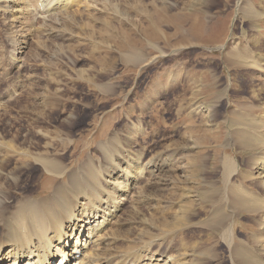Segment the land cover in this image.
I'll return each mask as SVG.
<instances>
[{
    "label": "rangeland",
    "instance_id": "rangeland-1",
    "mask_svg": "<svg viewBox=\"0 0 264 264\" xmlns=\"http://www.w3.org/2000/svg\"><path fill=\"white\" fill-rule=\"evenodd\" d=\"M24 1L26 4H21ZM84 1L80 7L71 5L68 12L62 9L47 13L56 7V0H18L19 7L11 3L12 11L0 12V136L7 134L6 141L18 149L28 148L39 155L49 151V156L62 153L60 142L68 138L87 141L95 132L96 141L90 139L86 144L91 142V148L110 136L111 146L120 153L129 150L134 159L156 163L153 176H141V201L137 203L133 195L125 201L121 213L125 221L120 220L122 225L116 228L120 239L113 254L125 255L144 248L151 253L167 248L170 252L178 247L177 254L192 253L189 259L193 264H230L229 243L201 225L212 216L207 209H213L211 196L217 195L218 188L212 187V180L220 181L217 175L221 165L213 170L211 157L216 149L220 160L226 156L222 146L228 132L235 129L224 121L233 122L235 113L250 107L249 111H254L251 114L264 122V0ZM61 14H72L66 18L65 31L44 36L37 30L53 18L59 22ZM11 29L26 35L19 40H26V47L19 51L26 62L24 67L11 61L16 49L12 47L15 40ZM102 30L109 38L103 37ZM41 40L47 41L46 48L39 44ZM238 53L251 62L238 61ZM128 55L130 59H125ZM257 61L261 67L255 65ZM34 97H43L50 105L39 108ZM260 109L263 113L257 114ZM51 136L56 146L48 149L46 143ZM188 158H196L204 170L195 185L190 182L185 186L180 170ZM14 162L12 158L5 169L15 168ZM32 174L27 169L18 175L26 182L27 175ZM236 178L232 182L239 180ZM188 186L192 193L187 192ZM210 190L215 191L210 194ZM183 204L190 205L192 211L188 228L179 223L170 231L171 214ZM248 218L238 220L242 228H233L234 238H238L231 242L230 253L235 246L243 248L253 237L249 254L252 251L250 256L260 259L261 254H256L262 247L257 243L261 240L260 230L253 222L257 217Z\"/></svg>",
    "mask_w": 264,
    "mask_h": 264
},
{
    "label": "bare ground",
    "instance_id": "bare-ground-1",
    "mask_svg": "<svg viewBox=\"0 0 264 264\" xmlns=\"http://www.w3.org/2000/svg\"><path fill=\"white\" fill-rule=\"evenodd\" d=\"M46 1L47 0H43V2ZM11 3H14V5L17 3L18 5V0L0 2V12L7 14L10 10L12 11ZM85 3L84 0H56V7L52 6L50 11H45L49 13L53 10L59 13L62 9L67 11L71 5H78L80 7L81 4ZM21 4L24 5L26 2ZM39 6L41 7V5ZM53 14L55 15V13ZM69 15L72 16V14H61L63 18L60 19L59 22L55 21V18H53L52 21H49V24H45V26L39 29L37 28V30L44 36H57L60 34L59 30L62 31L68 24V19L66 18H68ZM12 29L10 34L13 40H15L12 42V47H16V49H14L15 51L12 49L14 52H12L13 58L11 61L14 65H21V67H24V58L22 59L19 57V54H22L19 51L24 50L26 47V40H19L26 35H24V32L22 34L19 33V30L13 32ZM106 32L110 33L109 27H107ZM106 32L103 31L102 35L105 38H109ZM46 42L47 41L41 40L39 44L46 48ZM100 44L102 45V42H100ZM92 45L93 44L90 46L91 48ZM126 58L130 59L129 55L125 57V59ZM237 60L241 63L251 62L250 59H247L246 55L241 53L237 54ZM24 63L26 64V62ZM255 65L261 67L258 61ZM35 102H38L39 108L48 107L50 105H48V102H46L43 97H41V99L37 98ZM217 104H215V106ZM249 109L250 107L243 108V113H235L236 117L233 119V122H230L228 119L224 121L227 127L233 125L235 129L232 132H228L224 145H221L226 156L220 160L218 156L219 150L216 149L211 157V168L213 170H217L218 166L220 167L221 165V169L218 170L217 175L220 176V181L218 178L215 180L216 182L212 180V187H218L217 189L215 188L217 195L214 193L215 197L213 195L211 196L213 197V203L211 202L213 204V209L211 206L213 211L210 212V207L207 209L209 210L208 213L212 214V216H208L210 218L207 217L208 219L206 218L207 220L201 225L208 227L209 230H213L218 236L220 234L222 236L221 239L229 243L228 245L226 244V246H228V260L230 264H264V122L262 123L261 119L259 120L256 116H253L254 111H249ZM263 110H258L259 112L257 114L263 113ZM252 112L253 114H251ZM34 116H36L35 113ZM71 123L72 122H70V124ZM105 131L106 129L103 131L104 134ZM7 136V134H2V136H0V140H2V142H0V179L2 180V182L0 181V264H66L68 259H73V264H193V260H191V258L189 259L192 253L190 252V254H187L185 252L182 254L179 252L180 249L178 247H175L179 249L178 254L174 247H171L174 248L172 251L170 250L171 248L169 249L170 252H167V248V251L164 252L162 250H157V252L151 253L148 248H144L138 252L128 251L125 255L113 254L114 250H116L115 246H117L120 239V235L117 234L118 230H116V228L119 227L120 220L123 218L121 213L123 212L125 201H127L129 195H133L137 203L141 201V176L146 174H149V176L152 174L153 176L156 170L155 162L143 163L139 161V159H134L129 150H123L122 153H120L111 146L112 138L110 136H108L105 141L100 140L101 142L98 141L94 147L89 148L91 142L88 145L86 144L90 139L95 140V132L87 141L65 138L67 140L60 142L63 147V152L57 153L58 155L55 153L56 155L52 156L47 155L49 151L39 155L28 148L18 149L12 145L10 140L6 141ZM100 137L103 139L104 135L100 134ZM60 138L58 137V140ZM50 139L52 141L50 140L46 143L48 149H52V147L56 146L54 143L56 139L52 136ZM71 147L72 150L69 155L67 152ZM239 153H241L242 156H238ZM188 154H186V156H188ZM72 155H74L75 158ZM243 155L245 156L244 158ZM234 157L238 158L234 159ZM12 158H15L14 165L16 167L11 169V171H7L5 168L9 166L8 164L9 162L11 163ZM72 158L73 160H71ZM196 160V158L195 160L190 158L184 166L181 165L182 168L180 171L182 173L181 177H183L181 178V182L185 186L190 182H193L192 184L195 185L196 179L199 177L198 174H200L201 170H204L202 164L199 165L200 163L198 164ZM27 169L35 175H27L25 179L26 182H24V180L21 181L18 174L20 171ZM41 173H43V175ZM234 176H237L239 179L238 181L236 180V183L232 182ZM203 181H205V179L202 180V182ZM209 182L208 184H210ZM217 182L220 184L217 185ZM247 183L249 184L247 185ZM200 186L202 187V185ZM13 189L15 190L14 192ZM160 189L162 188L160 187ZM209 189L211 188L209 187ZM191 190L188 186L187 192L189 193ZM213 191L210 190L211 193H208L212 194ZM190 193H192V191ZM17 195L21 196L18 197ZM190 196H192V194L189 195V197ZM208 196L206 195L207 198H209ZM185 198L183 197V200ZM191 198L192 197H190V199ZM209 199L212 200L211 198ZM200 204L199 202V206H204ZM183 205L180 206V209L175 213L172 212L169 225L167 224L170 231L171 229L174 231L179 223L185 226L190 223L189 216H191L192 212L189 208L190 205ZM195 211L198 212L199 209ZM254 216L257 217L255 221V218H253ZM247 217H252L256 227L260 230V234L258 235L256 234L257 229H254L255 234L261 239L257 243L261 244L262 247L257 252L254 250L256 254H261L260 259L250 256V254H252L251 250L254 249L253 247L249 254V242L250 240L253 242L252 235L251 239L247 237L249 242L243 239L246 242L245 245L242 246L243 248L239 247L240 245L238 246L237 244H234V246L237 245L238 247L235 246V248H232L233 244L231 245V242H234L235 239L238 238H234L235 233L233 232V228L235 226H241L242 228V223L238 220H241L240 218L247 220ZM122 221H125V219L121 220V222ZM121 225L122 224H120V226ZM196 226L194 225L193 227ZM186 228H188V225ZM250 228L246 227L245 229ZM198 230L201 231L200 229ZM249 234H251V232ZM249 234H247V236ZM254 242L256 243V240ZM230 245L233 249L231 253L229 248ZM201 247L198 248V251H200ZM205 249L208 251V248ZM202 250L205 252L204 249ZM208 252H210V254L213 253H211V251ZM198 254L200 255L201 253ZM199 261L197 260V262ZM206 262H208V260Z\"/></svg>",
    "mask_w": 264,
    "mask_h": 264
}]
</instances>
